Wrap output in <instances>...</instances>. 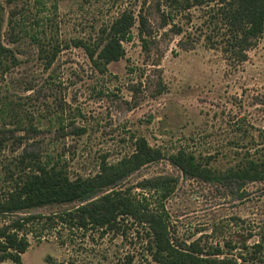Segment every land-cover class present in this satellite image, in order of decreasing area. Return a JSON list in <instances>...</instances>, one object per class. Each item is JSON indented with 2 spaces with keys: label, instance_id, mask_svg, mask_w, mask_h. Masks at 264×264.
I'll use <instances>...</instances> for the list:
<instances>
[{
  "label": "rangeland",
  "instance_id": "1",
  "mask_svg": "<svg viewBox=\"0 0 264 264\" xmlns=\"http://www.w3.org/2000/svg\"><path fill=\"white\" fill-rule=\"evenodd\" d=\"M221 7L54 0L40 8L35 0H0V200L40 164L57 163L71 179L92 177L144 138L162 159L125 179L122 189L139 194L145 179L176 178L166 203L175 239L246 257L260 244L264 261V182L185 178L170 161L186 151L221 174L264 163V32L241 59ZM125 18L133 38L109 62L104 48ZM75 206L0 217V226L43 217L29 226L23 264H157L140 227L124 234L58 220L42 231L47 218Z\"/></svg>",
  "mask_w": 264,
  "mask_h": 264
},
{
  "label": "trees",
  "instance_id": "2",
  "mask_svg": "<svg viewBox=\"0 0 264 264\" xmlns=\"http://www.w3.org/2000/svg\"><path fill=\"white\" fill-rule=\"evenodd\" d=\"M45 7L54 0H35ZM218 2L233 40L232 47L246 59L244 52L253 47L252 40L264 32V0H201V3ZM133 22L120 20L119 29L107 43L103 58L112 62L123 56L121 43L131 41ZM33 38L35 36H32ZM35 40V38H34ZM5 49H1L0 55ZM162 159L161 151L150 146L146 139L136 141L135 151L116 164L102 162L92 177L71 179L57 163L40 164L4 200H0V217L28 213L51 205L75 204L68 212L47 218L42 231L53 228L58 220L71 228L105 229L124 233L132 227L141 228L145 236L146 251L157 264H263L258 257L261 245L248 253H225L220 247L204 249L199 243L186 244L172 236L166 203L175 192L177 180L170 176L145 179L136 188L122 189V182L142 168ZM186 178L216 181L264 182V163L248 161L237 169L223 174L202 165L192 153L180 151L170 158ZM142 192V193H141ZM41 215H26L0 226V264H23L22 256L29 250V226L42 221Z\"/></svg>",
  "mask_w": 264,
  "mask_h": 264
}]
</instances>
